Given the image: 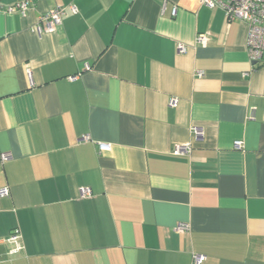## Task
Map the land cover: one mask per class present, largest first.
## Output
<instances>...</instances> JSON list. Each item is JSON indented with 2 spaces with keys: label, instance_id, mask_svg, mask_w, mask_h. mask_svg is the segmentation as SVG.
I'll list each match as a JSON object with an SVG mask.
<instances>
[{
  "label": "crops",
  "instance_id": "1",
  "mask_svg": "<svg viewBox=\"0 0 264 264\" xmlns=\"http://www.w3.org/2000/svg\"><path fill=\"white\" fill-rule=\"evenodd\" d=\"M247 31L199 0L0 10V264H264V51L248 59Z\"/></svg>",
  "mask_w": 264,
  "mask_h": 264
},
{
  "label": "built area",
  "instance_id": "2",
  "mask_svg": "<svg viewBox=\"0 0 264 264\" xmlns=\"http://www.w3.org/2000/svg\"><path fill=\"white\" fill-rule=\"evenodd\" d=\"M32 0H18L12 4L4 5L0 2V10L6 12L20 11L24 13L28 4ZM200 4L208 8L219 7L224 14L226 20H237L247 24V39H246V50L248 59L252 63H256L262 59L264 51V0H199ZM66 7L55 6L49 9L47 12L42 14L38 18V22L34 26V31L37 34L49 33L55 31L61 22V16L64 14ZM69 9L71 12H76L77 8L75 5L70 4ZM207 40L206 34H198L196 36V42L204 44ZM179 51L184 52L185 46L179 45ZM28 73V72H27ZM29 76V73H28ZM71 79L75 76H71ZM176 99L171 98L169 101L170 105H174ZM195 135L200 136L201 131L195 128ZM88 137L83 135L81 140H86ZM233 148L235 150H241V141H234ZM99 150H108V144H98ZM175 154H185L189 151L188 145H176L172 150ZM10 158L9 152H0V163L5 162ZM9 190L7 187L0 188V197L7 196ZM80 197L90 196L91 192L89 188L82 187L79 190ZM188 226L186 224H178L176 227L177 231H186ZM12 247L9 250L10 254H14L23 249L21 236L18 230H14L6 240ZM206 256L203 254L192 253L190 264H201L205 260Z\"/></svg>",
  "mask_w": 264,
  "mask_h": 264
}]
</instances>
